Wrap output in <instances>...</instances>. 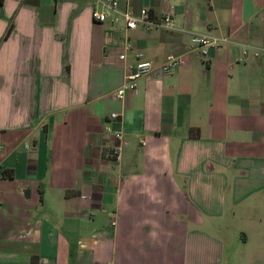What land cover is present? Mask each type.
Wrapping results in <instances>:
<instances>
[{
  "label": "crops",
  "instance_id": "crops-1",
  "mask_svg": "<svg viewBox=\"0 0 264 264\" xmlns=\"http://www.w3.org/2000/svg\"><path fill=\"white\" fill-rule=\"evenodd\" d=\"M118 1L175 29L0 3V264H264V0ZM190 33L230 42L163 73Z\"/></svg>",
  "mask_w": 264,
  "mask_h": 264
},
{
  "label": "built area",
  "instance_id": "built-area-1",
  "mask_svg": "<svg viewBox=\"0 0 264 264\" xmlns=\"http://www.w3.org/2000/svg\"><path fill=\"white\" fill-rule=\"evenodd\" d=\"M93 7L91 10L92 20L98 23H123L124 31L135 30L138 27L149 31L153 28L173 30L175 29L176 11L175 6L170 4L164 9L159 16L152 17L148 8L143 7L138 11L128 7L121 8L118 0H92ZM230 42L227 36H217L211 34L190 33L189 48L184 52H167L158 68L165 74L173 72V70L187 62V55L193 51L207 56L212 48L222 46ZM131 41H126L123 49L124 52L119 55L120 59L126 56V52L132 49ZM136 62L129 67L125 76L124 83L115 91V97L122 99L127 93H135L137 91L138 80L150 74L156 65L148 59L142 57L141 53H137ZM111 118H118V114H110ZM117 139L121 138V133L115 132ZM111 157L118 161L121 157L120 147H115L111 152Z\"/></svg>",
  "mask_w": 264,
  "mask_h": 264
},
{
  "label": "trees",
  "instance_id": "trees-1",
  "mask_svg": "<svg viewBox=\"0 0 264 264\" xmlns=\"http://www.w3.org/2000/svg\"><path fill=\"white\" fill-rule=\"evenodd\" d=\"M0 3H2V0H0ZM12 25H10V27L8 28V30L6 31L5 36H8L10 31H11ZM3 175H5V172L3 173Z\"/></svg>",
  "mask_w": 264,
  "mask_h": 264
}]
</instances>
